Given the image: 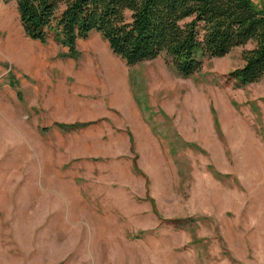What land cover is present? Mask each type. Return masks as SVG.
I'll return each mask as SVG.
<instances>
[{"label": "rangeland", "instance_id": "rangeland-1", "mask_svg": "<svg viewBox=\"0 0 264 264\" xmlns=\"http://www.w3.org/2000/svg\"><path fill=\"white\" fill-rule=\"evenodd\" d=\"M253 46L189 77L99 32L72 57L0 0V264H264V78L228 79Z\"/></svg>", "mask_w": 264, "mask_h": 264}, {"label": "trees", "instance_id": "trees-1", "mask_svg": "<svg viewBox=\"0 0 264 264\" xmlns=\"http://www.w3.org/2000/svg\"><path fill=\"white\" fill-rule=\"evenodd\" d=\"M27 37L54 39L76 57L78 41L99 32L112 51L135 65L164 55L166 63L189 77L206 59L245 49V63L228 79L237 87L264 78V6L254 0H16ZM91 122H55L74 131ZM133 145V137L131 136ZM189 145H193L189 142ZM136 170L138 166H135Z\"/></svg>", "mask_w": 264, "mask_h": 264}, {"label": "bare ground", "instance_id": "bare-ground-1", "mask_svg": "<svg viewBox=\"0 0 264 264\" xmlns=\"http://www.w3.org/2000/svg\"><path fill=\"white\" fill-rule=\"evenodd\" d=\"M20 36H21L20 34H17V37H20ZM17 37L14 39L15 43L17 41H19L20 42L19 49L24 50L28 46V42H26L22 37L21 38H17ZM115 75H116V77H115L116 82L115 83H118L119 76L117 73H115Z\"/></svg>", "mask_w": 264, "mask_h": 264}, {"label": "crops", "instance_id": "crops-1", "mask_svg": "<svg viewBox=\"0 0 264 264\" xmlns=\"http://www.w3.org/2000/svg\"><path fill=\"white\" fill-rule=\"evenodd\" d=\"M32 45H35V44H33V43H31ZM29 46V45H28ZM12 48V47H11ZM26 49V48H25ZM22 51V50H21ZM24 51V50H23ZM28 58L29 59H32V61L34 62H36V60H37V58L35 59L34 57H30V55H26V61L24 62L25 63V65H27V66H29V67H31L32 69L34 68V66L37 64H35V63H31L29 60H28ZM36 66H38V65H36ZM37 70H39V69H37ZM121 84L123 85V86H125L126 87V82H125V77L121 80Z\"/></svg>", "mask_w": 264, "mask_h": 264}]
</instances>
